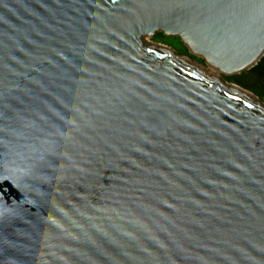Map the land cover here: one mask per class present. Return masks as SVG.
Segmentation results:
<instances>
[{
	"label": "water",
	"instance_id": "water-1",
	"mask_svg": "<svg viewBox=\"0 0 264 264\" xmlns=\"http://www.w3.org/2000/svg\"><path fill=\"white\" fill-rule=\"evenodd\" d=\"M155 32L230 76L264 0H0V264H264V103Z\"/></svg>",
	"mask_w": 264,
	"mask_h": 264
},
{
	"label": "rangeland",
	"instance_id": "rangeland-1",
	"mask_svg": "<svg viewBox=\"0 0 264 264\" xmlns=\"http://www.w3.org/2000/svg\"><path fill=\"white\" fill-rule=\"evenodd\" d=\"M159 33V34H158ZM143 41L145 42H149V43H158L161 44L163 46H166L167 48H169L173 53L180 55V56H185L189 59H191L193 62L198 63L199 65H201L204 69L208 68V66L205 65V63L203 62L202 59H200L197 56H193L191 54H189L186 50V48L183 46V44L180 42V40L176 37V36H166L163 35L160 32H155L154 34H152L149 37H144ZM199 59L201 61H199ZM248 70V69H246ZM246 70L240 71V72H244ZM239 72V73H240ZM238 74V73H236ZM219 77L220 79L226 81V82H231L230 80L227 79V75L221 74V72H219ZM249 80V82H255L253 84V86H251V92L256 96V98L261 102L264 103V74H263V79L256 81L253 77L248 76L247 77Z\"/></svg>",
	"mask_w": 264,
	"mask_h": 264
},
{
	"label": "trees",
	"instance_id": "trees-1",
	"mask_svg": "<svg viewBox=\"0 0 264 264\" xmlns=\"http://www.w3.org/2000/svg\"><path fill=\"white\" fill-rule=\"evenodd\" d=\"M159 34V33H158ZM199 61H201L199 59ZM264 74V54L259 58V60L251 66L248 70L244 72H240L238 74H233L227 77L228 80L231 82L241 86L242 88H245L247 90H251V86L255 82H249L248 76L253 77L256 81L263 79Z\"/></svg>",
	"mask_w": 264,
	"mask_h": 264
},
{
	"label": "bare ground",
	"instance_id": "bare-ground-1",
	"mask_svg": "<svg viewBox=\"0 0 264 264\" xmlns=\"http://www.w3.org/2000/svg\"><path fill=\"white\" fill-rule=\"evenodd\" d=\"M144 37H147V36H143V38H144ZM204 71H205L206 73H208V74L214 76V77L217 78L219 81L221 80L220 77H219V72H220V71H217V70H215V69H213V68H211V67H209V66H208V68L204 69ZM245 93H246L248 96H250L251 98H253L255 101H257V100H256V97H255L254 95L250 94L249 92H245Z\"/></svg>",
	"mask_w": 264,
	"mask_h": 264
}]
</instances>
